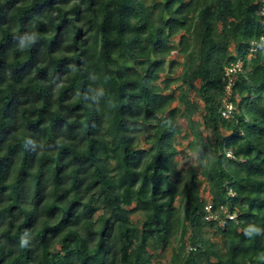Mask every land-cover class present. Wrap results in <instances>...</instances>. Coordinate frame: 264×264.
<instances>
[{"label":"trees","instance_id":"16d2710c","mask_svg":"<svg viewBox=\"0 0 264 264\" xmlns=\"http://www.w3.org/2000/svg\"><path fill=\"white\" fill-rule=\"evenodd\" d=\"M262 6L0 0V264H264Z\"/></svg>","mask_w":264,"mask_h":264},{"label":"rangeland","instance_id":"374dc122","mask_svg":"<svg viewBox=\"0 0 264 264\" xmlns=\"http://www.w3.org/2000/svg\"><path fill=\"white\" fill-rule=\"evenodd\" d=\"M174 57H180V54L177 53V52H174L171 55V58H174ZM93 98H94V101L100 102V103L103 104V109H104L103 117H104V122L105 123H104V126L102 128V132H103V134H105L107 136H111L112 135L111 125H112V119L114 117V114H113L112 101H111V98L109 96V92H108L107 89H105L103 87L99 88L98 90H96L94 92ZM181 122L184 123L183 120H181L178 124H181ZM183 132L184 131L179 132L178 135H177V139H176V143H177V145L179 146V149H180V153L177 155V159L180 162H184L187 153L190 152L188 147H187V140L182 138ZM118 150L119 149H113L111 155L115 156V154L118 152ZM203 190H204V193L207 194V189H205L204 186H203ZM171 244L173 246L175 244H177V239L173 238V241H172ZM167 252H168V254H170L172 252V249L170 248L169 250H167ZM248 253L249 252H244V251H241L239 253V264H245V260H246L245 257H246V255ZM169 257H170L169 255L163 257V259H161V262L159 264H167V261H168Z\"/></svg>","mask_w":264,"mask_h":264},{"label":"built area","instance_id":"2783aa9c","mask_svg":"<svg viewBox=\"0 0 264 264\" xmlns=\"http://www.w3.org/2000/svg\"><path fill=\"white\" fill-rule=\"evenodd\" d=\"M262 1H263V6L260 12L264 15V0ZM259 47L264 48V34L259 39L253 40L251 42V45L249 47L250 55L253 53V51H256ZM241 70H242V60L239 59L238 61L232 63L230 66L227 67L226 75H228L230 79H232V74ZM228 87H230V85H228ZM232 110H233V103L231 101H226V107L222 109V113L225 116H231ZM207 208L208 210H210L211 205H208ZM210 216H212L211 213H209L208 217Z\"/></svg>","mask_w":264,"mask_h":264}]
</instances>
